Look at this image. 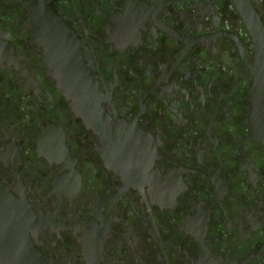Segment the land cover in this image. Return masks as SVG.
Listing matches in <instances>:
<instances>
[{
	"label": "flooded vegetation",
	"instance_id": "1",
	"mask_svg": "<svg viewBox=\"0 0 264 264\" xmlns=\"http://www.w3.org/2000/svg\"><path fill=\"white\" fill-rule=\"evenodd\" d=\"M0 189L41 264H264V0H0Z\"/></svg>",
	"mask_w": 264,
	"mask_h": 264
},
{
	"label": "water",
	"instance_id": "2",
	"mask_svg": "<svg viewBox=\"0 0 264 264\" xmlns=\"http://www.w3.org/2000/svg\"><path fill=\"white\" fill-rule=\"evenodd\" d=\"M57 23V38L65 43L51 45L47 62L52 74L58 81L63 93L76 106H83L92 101L94 96L91 78L83 66L76 46L71 45L70 30L58 17L53 16ZM4 195L0 197V264H41L42 258L36 252L29 253V246L18 242L20 233L18 207L15 199L8 191L0 189ZM37 257V258H36Z\"/></svg>",
	"mask_w": 264,
	"mask_h": 264
}]
</instances>
